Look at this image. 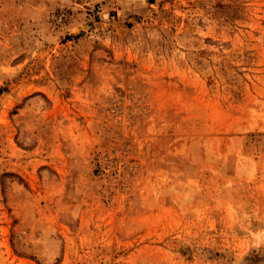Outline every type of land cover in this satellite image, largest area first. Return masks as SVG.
I'll return each instance as SVG.
<instances>
[{
	"label": "rangeland",
	"instance_id": "374dc122",
	"mask_svg": "<svg viewBox=\"0 0 264 264\" xmlns=\"http://www.w3.org/2000/svg\"><path fill=\"white\" fill-rule=\"evenodd\" d=\"M0 264H264V0H0Z\"/></svg>",
	"mask_w": 264,
	"mask_h": 264
}]
</instances>
